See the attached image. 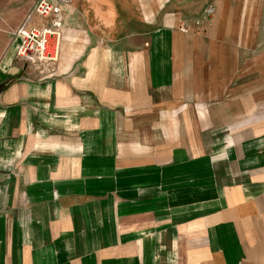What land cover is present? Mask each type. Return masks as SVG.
<instances>
[{
	"label": "crops",
	"instance_id": "obj_1",
	"mask_svg": "<svg viewBox=\"0 0 264 264\" xmlns=\"http://www.w3.org/2000/svg\"><path fill=\"white\" fill-rule=\"evenodd\" d=\"M35 2L0 0V264H264V129L222 121L264 102V0H119L157 25L119 80L99 49L18 62Z\"/></svg>",
	"mask_w": 264,
	"mask_h": 264
},
{
	"label": "rangeland",
	"instance_id": "obj_2",
	"mask_svg": "<svg viewBox=\"0 0 264 264\" xmlns=\"http://www.w3.org/2000/svg\"><path fill=\"white\" fill-rule=\"evenodd\" d=\"M113 1L116 6L113 7L114 14L111 17V21L105 19L107 17V10L96 9L94 7L86 9L80 7L75 10V15L73 16L71 11L74 10L68 9L67 14L70 18L68 21H64V36L61 44L60 58L54 64H48V66L42 65L41 71L45 73L44 68H47V71L63 58L71 60L81 57V60H85L89 51L99 49L100 52L98 53L101 54L112 53L114 63L112 65L113 76L119 80L121 69L124 68V65L121 63L123 52L130 53L132 50L135 51V49L143 47L149 31L157 25L148 24L145 20L146 14L142 11L128 7L122 8L118 4L119 0ZM30 10L26 13L21 24L12 33L13 41L10 40V44L14 45L15 59L18 62L23 65L34 66L26 64L17 58L16 54L20 45V39L17 35H14L17 29L24 23ZM64 11H66V8ZM99 12H101L102 16L97 14ZM36 21H39L41 25L45 23L44 20L36 18L35 22H33L34 25H37ZM129 75L130 73H128ZM258 92L262 95L261 98H264V94H262L264 88H258ZM239 99L242 101L241 103H231L229 105V114L226 113L225 119L222 121L245 137L263 130L264 102H248L247 100L251 98L246 96H242Z\"/></svg>",
	"mask_w": 264,
	"mask_h": 264
},
{
	"label": "built area",
	"instance_id": "obj_3",
	"mask_svg": "<svg viewBox=\"0 0 264 264\" xmlns=\"http://www.w3.org/2000/svg\"><path fill=\"white\" fill-rule=\"evenodd\" d=\"M66 0H37L25 18L24 23L14 35L20 39L17 58L34 66L54 64L58 61L64 36V6ZM207 16L213 9L205 11ZM44 20V24L34 25L35 19Z\"/></svg>",
	"mask_w": 264,
	"mask_h": 264
},
{
	"label": "bare ground",
	"instance_id": "obj_4",
	"mask_svg": "<svg viewBox=\"0 0 264 264\" xmlns=\"http://www.w3.org/2000/svg\"><path fill=\"white\" fill-rule=\"evenodd\" d=\"M59 60V59H58Z\"/></svg>",
	"mask_w": 264,
	"mask_h": 264
}]
</instances>
